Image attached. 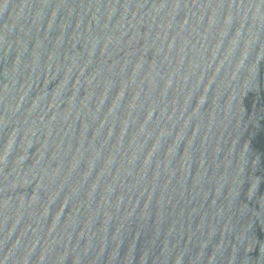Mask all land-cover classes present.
<instances>
[{
    "label": "water",
    "instance_id": "95a60500",
    "mask_svg": "<svg viewBox=\"0 0 264 264\" xmlns=\"http://www.w3.org/2000/svg\"><path fill=\"white\" fill-rule=\"evenodd\" d=\"M0 264H264V0L0 9Z\"/></svg>",
    "mask_w": 264,
    "mask_h": 264
}]
</instances>
